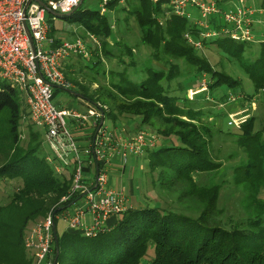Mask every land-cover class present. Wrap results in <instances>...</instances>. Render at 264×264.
Masks as SVG:
<instances>
[{
	"label": "trees",
	"instance_id": "1",
	"mask_svg": "<svg viewBox=\"0 0 264 264\" xmlns=\"http://www.w3.org/2000/svg\"><path fill=\"white\" fill-rule=\"evenodd\" d=\"M121 2L112 0L108 7ZM124 4L118 12L127 22L135 20L148 57L144 60L128 40L119 38L120 19L113 20L114 29L111 11H85L77 25L99 38L101 47L88 58L70 60H80L104 78L97 90L75 83V89L66 91L92 106L107 107L100 108L113 126L132 116L139 121L130 126L131 133L149 131L162 139L143 154L144 173L160 201L129 208L95 238L70 230L59 234L57 218L51 257L56 264H142L152 247L150 264H264V41L233 39L223 32L231 29L223 17L211 21L219 35L206 37V30L174 15L166 1ZM190 41L241 68L252 94L237 76L215 69ZM203 88L188 98L190 90ZM236 94L247 102L259 98V109L252 113L251 102L249 117L239 128L229 122L218 127V119H229L221 107ZM25 106L23 95L0 78V182L22 183L8 205L0 204V264H34L25 244L31 226L50 212L62 216L80 197L71 195L74 168L58 173L49 162L56 157L45 131L30 121L23 135Z\"/></svg>",
	"mask_w": 264,
	"mask_h": 264
},
{
	"label": "built area",
	"instance_id": "2",
	"mask_svg": "<svg viewBox=\"0 0 264 264\" xmlns=\"http://www.w3.org/2000/svg\"><path fill=\"white\" fill-rule=\"evenodd\" d=\"M111 1L99 0L102 15L109 12ZM150 1H167L172 13L181 18L191 19L188 8H196L200 18L194 24L206 30V37L219 35L211 24V16L219 14L231 26L230 30L224 29L223 32H228L235 40L256 41L255 10L247 6V0H240V6L229 12L219 10L214 2L201 0ZM28 2L0 0V78L23 95L29 108L30 121L45 131L47 144L56 157V160L50 157L49 162L56 171L61 173L63 167H73L75 170L71 195L80 194L81 201L71 205L74 210L72 215H62L60 218L67 222L68 230L81 231L84 236L95 238L107 231L110 217L129 209L127 194L110 183L109 176L115 160L125 169L131 157L137 158L147 149L157 148L159 139L149 131L130 136L123 128H111L106 124L105 113L100 108L107 110V107L101 105L99 108L90 105L87 114L72 108L56 107L55 89L73 88L64 75L66 62L72 57H90L96 47H101V43L90 33H87L88 38L78 37L73 42L59 41L50 36L51 24L47 14L52 12L56 18L66 16L74 12L82 0H41L44 5L37 1L28 5ZM26 25L33 45L29 42ZM252 109L256 110L254 104ZM247 111L243 112L238 122L230 117L229 125L239 128L249 117ZM84 126H92L93 133L88 146L81 151L72 128ZM69 198L65 197L62 203ZM88 215L92 220L90 226L86 221ZM57 218L50 212L26 234L25 244L32 252L34 264H56L51 256Z\"/></svg>",
	"mask_w": 264,
	"mask_h": 264
},
{
	"label": "rangeland",
	"instance_id": "3",
	"mask_svg": "<svg viewBox=\"0 0 264 264\" xmlns=\"http://www.w3.org/2000/svg\"><path fill=\"white\" fill-rule=\"evenodd\" d=\"M248 1V0H247ZM125 0H123L121 2L122 7L125 5L124 4ZM254 2V0H253ZM247 3H244V5ZM253 4H255L254 6H257V8L260 6V0H257L256 2H254ZM120 5V6H121ZM252 5V3H251ZM120 6L110 10L108 7L109 12L111 11V16H113L112 21H111V25H114V29H116V23H113V20H119L120 19V32L118 33L119 38L122 36L123 38H125V40H128L130 46L134 47L136 50L135 52H140L141 58H143L144 60L148 57L149 54V50L142 46L139 40V35H138V27L136 25V22L134 19H130L128 22L124 20V16L122 15V13L118 12L119 9L121 8ZM247 6L249 8H251L250 3L247 4ZM236 8V7H235ZM249 8H247L249 10ZM100 10V3L99 0H84L83 3L81 4V6L76 10V12H74V14L70 17H66V18H56V15L48 13L47 14V19L49 21V23L52 25V31H53V37H55L57 40L59 41H66V40H73L76 39V35H77V31L78 33L81 35H84L85 38H88L87 33L89 32H85L83 26H79L77 25L78 20L83 16V12L85 11H89V12H96ZM108 12V13H109ZM257 22L255 21V24ZM78 26V27H77ZM85 32V34H84ZM264 35V25H259L257 28L256 33H261ZM91 34V33H90ZM76 37V38H75ZM191 38V37H190ZM256 38V42H257V38L258 40H262L264 41V37L261 36H257ZM193 39V38H192ZM98 40L100 41V39L98 38ZM110 46L109 48L112 50H114V45H113V39H109L108 40ZM191 42V41H190ZM194 44V46L198 49V53L205 56L206 58H208L210 60V63H212V65L215 67V69L220 70V71H224L227 72L229 74H232L234 76H237L243 83V89L245 90L246 93L248 94H252L251 92H253V86L250 84V82L248 81L247 77L244 75L243 71L241 68L237 67V66H233L232 64H230L229 62H227V60H223L221 58V56L215 51V50H211V49H206L203 48L201 45L191 42ZM258 49V48H257ZM80 60L77 59H72L70 60V62L65 65V73L66 75H68L67 79L69 80L68 82H70L73 85V89H75L77 86L75 83H81L84 84L88 87L91 88V90H97L100 86V80H103L104 75L100 72L99 74H97L96 72H91L89 71V69H86L85 67H83V63L79 62ZM223 61V63H222ZM107 65V63H106ZM115 68H117V65L112 64ZM224 65V67H223ZM111 64L108 63V66H106V75L108 76L109 72L111 71ZM121 68H123V66H121ZM64 73V75H65ZM94 73V75H93ZM65 75V77H66ZM87 75L90 76V78H87ZM97 78L95 79L93 82L91 78ZM99 80V81H98ZM206 88H203V90H190L188 92V98L189 99H193L195 94L204 91ZM239 93V90H237ZM59 92V93H58ZM55 93H58L55 95ZM55 93L54 95L56 96L54 104L56 105V107L59 109L62 108H70L71 105L75 104V107L77 111L83 113V114H87L88 113V108L89 107H85L83 104L80 103L81 99H77L76 97H74L69 91H66L64 89H55ZM231 101L224 105L225 107H221L222 110H224L225 112H227L228 114H230L228 117L229 119H227L226 117H222V119H218L217 121V125L218 127H221L222 125H226L229 120L230 117H233L235 119V121H239V117H241V115L243 114L244 111L249 110V106L250 103L252 102V104H254L256 106V109L260 107L259 105V98L252 100L251 102H247V100L245 99V96L240 95V94H236V95H231ZM82 102V101H81ZM211 104V102H208V104ZM209 104V105H210ZM25 109L27 111L26 113V117L24 119V123L22 124V131H23V135H26V132L28 131V127L30 125H32L30 123V115H29V108L27 106H25ZM254 112V110L252 111V113ZM251 111L250 114L252 115ZM122 120V124H118L116 126H113V124L109 121H105L107 125H109L111 128H123L125 130V133H130V134H137L141 131L138 132H134L131 133L130 132V128L135 127L137 122L139 121L138 118L132 117V116H123L121 117ZM211 122L212 119H210ZM71 125V122H70ZM132 126V127H130ZM73 130V128H72ZM142 130V129H141ZM131 136V135H130ZM24 139V137L22 138ZM77 141V140H76ZM162 143V139L159 140L158 144ZM79 149L82 151L84 149H82L79 145V143L77 142ZM236 151V150H235ZM143 156V157H142ZM3 160V154L0 153V165L1 162ZM145 160L146 157L144 155H141L137 158H134L130 160H128V163L125 167V169H122V167L120 166L119 163H117L118 166L121 167V170L118 171L116 169L111 168V173L110 176L115 177V183L114 185L116 187H119V189H122L128 197L129 200V208H136L139 207L141 204H144L145 202L148 201H160V198L156 195L155 189H153V185H152V181L150 180L149 175L144 173L145 170ZM237 161V160H235ZM109 176V177H110ZM121 181V182H120ZM114 182V181H113ZM123 184V185H122ZM22 187V183H17V182H0V204L3 205H8V203L10 202V199L12 197V195L14 193H16L20 188ZM262 197H264V192ZM80 199V198H79ZM81 201V200H79ZM62 217V216H61ZM44 219V218H43ZM43 219L39 220V222H37L36 224L40 223ZM62 221V220H61ZM35 224V225H36ZM61 222L58 221V230H60L61 232ZM34 226V225H32ZM31 226V227H32ZM154 256V250L152 249V247L149 249V253L148 256L142 261V264H150L152 259Z\"/></svg>",
	"mask_w": 264,
	"mask_h": 264
},
{
	"label": "crops",
	"instance_id": "4",
	"mask_svg": "<svg viewBox=\"0 0 264 264\" xmlns=\"http://www.w3.org/2000/svg\"><path fill=\"white\" fill-rule=\"evenodd\" d=\"M201 1H204V2H207V3H213V2L216 3L217 8L219 10H221L222 12H229L232 8H234L236 6H240V0H201ZM248 2L251 5V2H253V0H248ZM251 8H253V7H251ZM254 10H255V14L253 15V18H254L253 20H255L257 22L254 25V29H255V32H256L259 25H261V26L264 25V8L262 6L261 7L259 6L258 8H254ZM188 12L190 13L191 20L193 22H196L200 18L199 12H198V10L196 8L190 7V8H188ZM211 17H212L211 20L217 19V17H220V19H221V16L219 14H213ZM75 32H77V35H76L77 38L81 37L83 39H86L85 36H83V35L78 33V30L75 31ZM255 32H254V34H255ZM262 33L263 32H261L259 34L256 33V34H257L258 37L259 36L264 37V35ZM74 40L75 39L66 40V41H74ZM69 62H70V60L67 61L65 65H67ZM64 71H65V66H64ZM81 101H80L81 104H83L85 107H89L90 108V103H88L87 101H84L83 99H81ZM224 107L225 106H223V108ZM70 108L76 109L75 104L71 105ZM228 115H230V114H228ZM92 133H93L92 126H84V127L80 128V129H75L73 127V135L76 138L77 142L79 143V145H80V147L82 149H85L88 146L89 138L91 137L90 135H92ZM116 162H118V160H115L114 169L120 171L121 167L118 166ZM115 179H116L115 177L110 176V183H111V185H113V187L119 189V187H116L114 185ZM73 213H74L73 208L72 209L70 208L67 212L63 213V215H65V216L68 215L69 216V215H72ZM60 217L61 216L58 217V221H60L62 224H61V228H60L61 232H59V234H64L66 231H68V224H67V222L62 220V218H60ZM114 218L115 217H110V219L108 220V222H107L108 229H111L110 225H112L115 222ZM86 221H87V224L89 226L92 224V220H91L89 215L86 217ZM57 226H58V222H57ZM69 233H76V234L83 235V233H81V231H74V232H69Z\"/></svg>",
	"mask_w": 264,
	"mask_h": 264
},
{
	"label": "water",
	"instance_id": "5",
	"mask_svg": "<svg viewBox=\"0 0 264 264\" xmlns=\"http://www.w3.org/2000/svg\"><path fill=\"white\" fill-rule=\"evenodd\" d=\"M29 2H28V5L32 2V1H37V2H40L42 5H44L42 2H41V0H28ZM83 1L84 0H82V3H83ZM81 3V4H82ZM79 8V7H78ZM78 8H76L75 9V11L74 12H76V10L78 9ZM74 12H72V13H70V14H68V15H66V16H59L60 18H66V17H70V16H72L73 14H74ZM51 14H54V13H52V12H50ZM55 15V14H54ZM25 28H27L26 29V31H27V34H28V36H29V42H31V44L33 45V39H32V37H31V34H30V32H29V28L27 27V25L25 26ZM54 233H55V229H54ZM55 263H57V261H55Z\"/></svg>",
	"mask_w": 264,
	"mask_h": 264
},
{
	"label": "bare ground",
	"instance_id": "6",
	"mask_svg": "<svg viewBox=\"0 0 264 264\" xmlns=\"http://www.w3.org/2000/svg\"><path fill=\"white\" fill-rule=\"evenodd\" d=\"M80 6H81V4H80ZM80 6H79V7H80ZM99 11H100V10H99ZM108 11H109V10H108ZM107 13H108V12H107ZM100 14H101V12H100ZM101 15H102V14H101ZM71 42H73V41H71Z\"/></svg>",
	"mask_w": 264,
	"mask_h": 264
}]
</instances>
